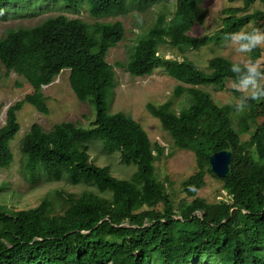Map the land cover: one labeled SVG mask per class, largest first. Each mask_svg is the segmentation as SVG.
I'll use <instances>...</instances> for the list:
<instances>
[{"label":"trees","instance_id":"1","mask_svg":"<svg viewBox=\"0 0 264 264\" xmlns=\"http://www.w3.org/2000/svg\"><path fill=\"white\" fill-rule=\"evenodd\" d=\"M30 1L0 0V10ZM62 1L77 9L86 4L94 22L58 15L33 27L8 29L0 38V63L23 77L28 90L8 108L0 126V169L14 162L10 142L20 130L18 112L28 104L47 115L42 89L69 70V87L79 102L93 106L94 121L89 128L61 122L50 130L33 124L20 142L21 169L31 183L45 175L51 182L66 180L92 190L54 191L26 210L0 204V264H264V100L251 101L237 113L233 104L219 106L201 89L233 82L230 59L215 56L202 70L188 59L159 54L160 46L183 54L207 44L210 38L190 35L204 22L205 0H173L172 11L158 14L124 64L132 77L162 69L180 84L174 96L188 98L178 113L170 101L146 105L174 146L196 157L197 171L182 183L183 193L194 199L176 208L156 175L155 162L164 148L153 144L131 115L108 111L115 72L106 56L123 40L125 29L119 21L98 20L125 15L129 0ZM131 1L142 7L165 0ZM256 1L243 0V10L225 11L213 41L221 44L226 33L250 24L251 30H264V12H247ZM250 57L264 65V50L257 48ZM90 140H99L108 154L117 152L122 164L135 167L133 175L117 179L108 167L93 163ZM221 151H231L232 160L228 174L218 178L210 172L209 157ZM207 175L222 183L228 201L210 204L196 197Z\"/></svg>","mask_w":264,"mask_h":264},{"label":"rangeland","instance_id":"2","mask_svg":"<svg viewBox=\"0 0 264 264\" xmlns=\"http://www.w3.org/2000/svg\"><path fill=\"white\" fill-rule=\"evenodd\" d=\"M162 3H149L139 7L129 0L128 11L125 15L98 21H119L125 29L123 40L111 48L106 56L107 63L113 67L115 72V88L110 99L107 100L108 111L111 114L122 112L131 115L146 131L150 141L164 148V153L155 162V170L159 181L165 182L168 187L167 190L174 199L176 208L182 200L192 202L194 199L183 193L182 183L197 171L196 157L193 152L174 146L171 137L162 129L159 121L147 112L146 105L150 103L157 106L170 101L172 109L178 113L187 106L188 98L185 94L180 97L174 96V89L180 84L167 76L162 69L154 70L152 75L147 77H132L124 68L131 49L154 24L158 14L163 11H172L173 0L168 2L165 0ZM85 5L77 9L67 6L62 0H31L15 8H3L0 10V38L8 29L33 27L49 17L58 15H64L69 19H80L91 24L94 20L90 18ZM243 8V0H235L233 3H229L228 0H205L202 5L205 14L204 22L196 25L190 35L196 38H210L207 44L198 50L187 49L183 54L170 46H160V56L180 62L185 58L202 70L206 69L208 60L215 56H223L232 62L242 58L251 59V57H242L235 53L232 48L225 46L224 41L218 44L212 39L222 27L226 17L225 11L243 10ZM255 11L264 12V0H257L247 12ZM137 16L143 18L142 24L136 22ZM252 27L253 24H250L243 30L251 31ZM259 49L264 50V46ZM68 77L69 70H63L52 84L43 87L42 91L49 110L47 115L37 112L28 104H25L17 114L20 130L10 142L14 162L9 168L0 169V204L6 205L13 211L33 208L43 196L54 191L77 195L85 190H92L82 185H71L66 180L51 182L45 175H40L35 182L31 183L21 169L20 142L33 124H38L44 130H50L53 125L61 122H72L89 128L91 122L94 121L93 106L89 102H79L76 99L69 87ZM231 84V81H227L220 86H207L201 89L208 92L217 105L224 106L235 102L236 95L232 91ZM27 91L25 79L14 72H7L0 63V126L4 125L8 108L19 102ZM234 130L239 132L236 122ZM249 137L248 133L241 135L243 141L248 140ZM98 141L90 140L88 143V153L93 163L99 167H108L111 175L117 179H129L135 172V167L122 164L117 152L106 153ZM212 176L205 177V185L196 193V197L210 204L228 201L222 183Z\"/></svg>","mask_w":264,"mask_h":264},{"label":"clouds","instance_id":"3","mask_svg":"<svg viewBox=\"0 0 264 264\" xmlns=\"http://www.w3.org/2000/svg\"><path fill=\"white\" fill-rule=\"evenodd\" d=\"M138 24L143 23L141 16L136 17ZM224 44L242 57H250L257 48L264 46V30L253 28L251 31L241 30L226 33ZM230 72L234 76L232 91L239 93L234 97V110L243 113L251 101L264 100V65L250 58H242L231 63Z\"/></svg>","mask_w":264,"mask_h":264},{"label":"water","instance_id":"4","mask_svg":"<svg viewBox=\"0 0 264 264\" xmlns=\"http://www.w3.org/2000/svg\"><path fill=\"white\" fill-rule=\"evenodd\" d=\"M231 160V151H221L212 154L209 157V166L211 174L218 178L225 177L229 172Z\"/></svg>","mask_w":264,"mask_h":264}]
</instances>
